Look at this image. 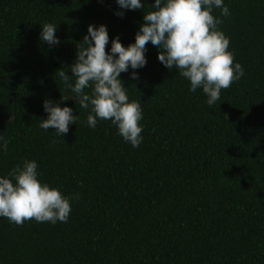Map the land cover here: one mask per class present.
I'll list each match as a JSON object with an SVG mask.
<instances>
[{
  "label": "trees",
  "instance_id": "trees-1",
  "mask_svg": "<svg viewBox=\"0 0 264 264\" xmlns=\"http://www.w3.org/2000/svg\"><path fill=\"white\" fill-rule=\"evenodd\" d=\"M126 10L115 0H0V175L35 160L40 179L71 201L67 223L0 218V264H264V0H224L230 16L213 15L245 75L209 107L201 89L158 60L130 78V101L143 109V142L125 143L110 121L87 126L88 111L69 132L39 127L43 102L68 92L70 67L89 25H106L127 47L153 11ZM57 25L58 46L40 40ZM74 82V78H73Z\"/></svg>",
  "mask_w": 264,
  "mask_h": 264
},
{
  "label": "clouds",
  "instance_id": "clouds-1",
  "mask_svg": "<svg viewBox=\"0 0 264 264\" xmlns=\"http://www.w3.org/2000/svg\"><path fill=\"white\" fill-rule=\"evenodd\" d=\"M123 18L126 10H143V0H115ZM153 11L143 15V23L135 35V42L125 47L119 36L111 40L106 25H89L79 44L71 76L58 71L70 96H61L59 102H43L47 118L39 127L45 132L55 129V136L69 132L76 125L78 115L69 106L61 107L71 99L88 111L87 126L95 128L98 121H110L125 143L138 148L143 142V109L139 101H130L122 73L132 70L130 78L138 79V72L147 65L146 45L150 42L158 52V60L169 71L175 69L190 83L189 91L201 89L212 107L221 99L222 90L244 77L240 63H234L230 39L219 29L223 23L214 16V9L222 17L230 16L224 0H154ZM57 25H42L40 40L50 46L60 44ZM74 78V82H73ZM9 142L0 136V152L8 151ZM35 160L25 159L7 175H0V218L22 226L26 221L38 223H67L72 211L71 201L79 193L64 196L62 192L42 182Z\"/></svg>",
  "mask_w": 264,
  "mask_h": 264
}]
</instances>
